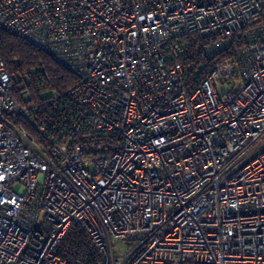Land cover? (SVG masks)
<instances>
[{"label":"built area","instance_id":"built-area-1","mask_svg":"<svg viewBox=\"0 0 264 264\" xmlns=\"http://www.w3.org/2000/svg\"><path fill=\"white\" fill-rule=\"evenodd\" d=\"M0 31L75 78L34 99L0 56V264H82L71 228L100 264H264V0H0Z\"/></svg>","mask_w":264,"mask_h":264},{"label":"trees","instance_id":"trees-1","mask_svg":"<svg viewBox=\"0 0 264 264\" xmlns=\"http://www.w3.org/2000/svg\"><path fill=\"white\" fill-rule=\"evenodd\" d=\"M187 49L176 58L188 71V77L200 76L201 67L206 62V53L193 38H184ZM181 42V43H182ZM203 42L202 47L207 45ZM0 56L5 62L6 69L14 76L15 90L26 89L34 99L38 98V87L44 81L59 91L71 85L75 78L64 67L57 64L49 54L7 33L0 31ZM195 70H198L195 72ZM28 79L25 83L24 78ZM73 106L67 99L60 100L55 106L48 107L43 116L48 119L47 127H68ZM29 130V128L27 127ZM59 255L70 262L82 264H100L101 255L96 251L88 236L78 228H71L58 247Z\"/></svg>","mask_w":264,"mask_h":264},{"label":"rangeland","instance_id":"rangeland-1","mask_svg":"<svg viewBox=\"0 0 264 264\" xmlns=\"http://www.w3.org/2000/svg\"><path fill=\"white\" fill-rule=\"evenodd\" d=\"M225 89H226V86L219 87L218 93L221 94L222 92L225 91ZM45 97H46V94L43 95V98H45ZM261 149H264V137H262L258 142L255 143V145L251 148L250 152L253 155ZM15 191H17V188L15 189ZM122 250H124L125 253L128 252L127 247L122 248ZM115 251H116V253L119 252L117 249Z\"/></svg>","mask_w":264,"mask_h":264}]
</instances>
